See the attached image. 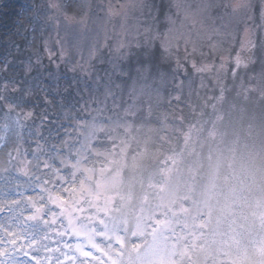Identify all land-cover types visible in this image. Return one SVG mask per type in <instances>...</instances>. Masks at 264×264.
Instances as JSON below:
<instances>
[{"label":"rangeland","instance_id":"1","mask_svg":"<svg viewBox=\"0 0 264 264\" xmlns=\"http://www.w3.org/2000/svg\"><path fill=\"white\" fill-rule=\"evenodd\" d=\"M35 19L44 30L25 48L32 33H19ZM44 39L59 40L70 62L53 48L25 76L24 58ZM105 39L130 46V76L114 77L107 96L101 83L69 122L50 93L67 94L65 76L92 83L102 65L89 51ZM0 45L9 62L7 71L0 62V215L36 220L45 233L8 237L1 227L0 252L15 262L0 264H204L221 251L224 264L226 212L242 205L264 226V0H0ZM138 63L151 66L146 79ZM22 76L39 106L16 103ZM244 186L258 199L246 200ZM134 225L141 249L125 255L119 231Z\"/></svg>","mask_w":264,"mask_h":264},{"label":"snow or ice","instance_id":"2","mask_svg":"<svg viewBox=\"0 0 264 264\" xmlns=\"http://www.w3.org/2000/svg\"><path fill=\"white\" fill-rule=\"evenodd\" d=\"M37 26L40 27V30L43 31V25L38 19H35L32 27L30 29L22 30L19 35L20 38H25L27 32H31V36H27L28 43L25 45V48H31L32 42L35 40V33L37 32ZM58 34V29H57ZM242 43V41H241ZM16 50H20L21 45L19 43H14L12 45ZM53 48L55 49V52L58 54L57 58L60 59L62 62H70V61H64V47L61 44L59 40L57 41H50L49 39H44L41 42V46L39 49V52L34 53L33 55H29L24 58L22 67L23 71L25 73V76L30 74L34 68H37L38 66H43L42 61L43 57L47 56L49 60L53 57ZM0 49H3V46L0 45ZM167 51V50H165ZM41 53L43 55H41ZM251 50L249 51L248 55L251 56ZM131 55L130 53V46L126 43H120L115 42V44L109 43L107 39H105L102 42H99L97 45H95L90 51H89V60H92L93 58L96 60L99 58V63L102 65L101 69L99 71H96L95 75L91 76L92 83L88 82V77L80 78V77H67L65 76L64 79L68 80L69 83L65 87L64 93L57 92V93H50L53 95V98L62 97V101L60 102L61 106V113L60 115L65 117L69 122H71L74 119H80L78 115H76L77 112H79L81 109L85 107L86 104H88L89 101H94L96 99L95 96L89 95V93H94L99 91V85L103 83L104 85V94L105 96L111 94V89L113 86L119 87V85L115 84L114 77L116 79L121 80H128L130 76V69L125 66L126 59ZM0 62H4V71L8 70L9 62L4 61L3 58H0ZM90 71L94 70V64H90ZM236 66L234 65V68ZM152 70L151 66L149 65H140L139 63L137 66H135L134 71L141 77V79H146V73H150ZM83 71V68L81 69ZM100 72L103 73V75H100ZM157 76L160 79H163L165 76V73L161 71L159 68H157ZM39 76H37L34 79H38ZM8 84V81L5 80L3 82V86L6 88ZM182 81L177 80L176 82V88L179 90L181 88ZM23 85V95H21L16 103L19 105H29L30 107L34 108L39 106L40 104V97H36L33 99L34 92H37V88L33 86V83L31 81L25 82V78L22 76L20 77L19 82L17 83V88H20V86ZM68 88H73L74 90L71 92H68ZM136 91V82L135 80L132 81L131 88H130V94ZM47 92V90H45ZM85 96L88 97V100H85ZM44 104H47V98L44 96L43 98ZM65 102H67L65 104ZM90 106L95 107L96 105L93 103ZM32 114L31 112L29 113ZM47 117V114L45 115V118ZM91 119V117H89ZM46 120L42 121L41 123H45ZM82 122V121H81Z\"/></svg>","mask_w":264,"mask_h":264},{"label":"bare ground","instance_id":"3","mask_svg":"<svg viewBox=\"0 0 264 264\" xmlns=\"http://www.w3.org/2000/svg\"><path fill=\"white\" fill-rule=\"evenodd\" d=\"M13 218L9 217L6 218V221L4 222L5 228L9 232V234L16 235V230L13 227Z\"/></svg>","mask_w":264,"mask_h":264}]
</instances>
